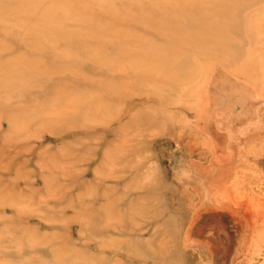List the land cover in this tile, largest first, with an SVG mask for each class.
<instances>
[{"label": "rangeland", "instance_id": "1", "mask_svg": "<svg viewBox=\"0 0 264 264\" xmlns=\"http://www.w3.org/2000/svg\"><path fill=\"white\" fill-rule=\"evenodd\" d=\"M0 264H264V0H0Z\"/></svg>", "mask_w": 264, "mask_h": 264}, {"label": "bare ground", "instance_id": "2", "mask_svg": "<svg viewBox=\"0 0 264 264\" xmlns=\"http://www.w3.org/2000/svg\"><path fill=\"white\" fill-rule=\"evenodd\" d=\"M91 1H92V3H93V0H91ZM86 22H87V23H92L93 21H92V22H90V21H86Z\"/></svg>", "mask_w": 264, "mask_h": 264}]
</instances>
